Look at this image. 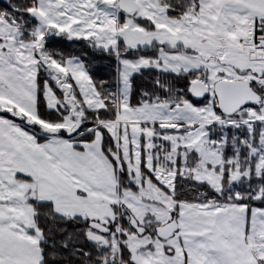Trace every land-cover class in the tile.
I'll list each match as a JSON object with an SVG mask.
<instances>
[{
  "label": "snow or ice",
  "instance_id": "obj_1",
  "mask_svg": "<svg viewBox=\"0 0 264 264\" xmlns=\"http://www.w3.org/2000/svg\"><path fill=\"white\" fill-rule=\"evenodd\" d=\"M0 114V264H264V0H6Z\"/></svg>",
  "mask_w": 264,
  "mask_h": 264
},
{
  "label": "trees",
  "instance_id": "obj_2",
  "mask_svg": "<svg viewBox=\"0 0 264 264\" xmlns=\"http://www.w3.org/2000/svg\"><path fill=\"white\" fill-rule=\"evenodd\" d=\"M5 3L6 0H0V7L5 6ZM48 47L57 51L83 56L88 62L90 71L96 80L110 79L114 72V60L104 54L95 52L84 42L69 41L64 37H51ZM150 75L145 73L143 78L138 77L136 79L137 85L142 86L147 83ZM42 111L44 110L42 109Z\"/></svg>",
  "mask_w": 264,
  "mask_h": 264
},
{
  "label": "crops",
  "instance_id": "obj_3",
  "mask_svg": "<svg viewBox=\"0 0 264 264\" xmlns=\"http://www.w3.org/2000/svg\"><path fill=\"white\" fill-rule=\"evenodd\" d=\"M0 115H2V114H0ZM9 118H11V117H9Z\"/></svg>",
  "mask_w": 264,
  "mask_h": 264
}]
</instances>
